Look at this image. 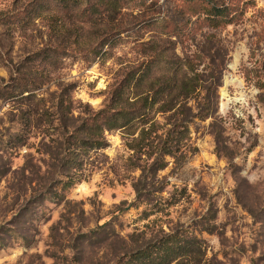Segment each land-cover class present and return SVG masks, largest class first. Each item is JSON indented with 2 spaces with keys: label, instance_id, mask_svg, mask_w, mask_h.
<instances>
[{
  "label": "rangeland",
  "instance_id": "374dc122",
  "mask_svg": "<svg viewBox=\"0 0 264 264\" xmlns=\"http://www.w3.org/2000/svg\"><path fill=\"white\" fill-rule=\"evenodd\" d=\"M14 1L0 0V16L16 10ZM219 3L229 7L231 23L214 28L201 0H132L113 20L100 21L118 44L111 59L93 64L75 43L77 23H53V10L35 19L23 14L16 26L0 24V88L18 82L35 89L0 100V264H115L179 230L205 241L201 264H264V0ZM24 4L22 13L30 4L35 12V0ZM157 40L177 57H190L209 90L212 117L194 119L181 157H165L167 167L146 178L132 167L138 132H106L108 148L85 158L88 179L43 200L39 180L56 178L50 152L60 132L49 120L57 118L58 102L72 103L80 125L108 103ZM57 50L65 54L58 63L37 58ZM197 101L189 102L194 115ZM155 111L153 120L166 130ZM27 120V144L12 149L13 138L28 131ZM24 168L32 180L27 191ZM137 184L150 202L139 203ZM145 211L152 215L145 218Z\"/></svg>",
  "mask_w": 264,
  "mask_h": 264
},
{
  "label": "trees",
  "instance_id": "16d2710c",
  "mask_svg": "<svg viewBox=\"0 0 264 264\" xmlns=\"http://www.w3.org/2000/svg\"><path fill=\"white\" fill-rule=\"evenodd\" d=\"M131 1L35 0V12L28 11L30 4L26 12L22 13L21 6H26L24 0H15L13 6L16 10L0 16V24L16 26L21 23L23 14L33 13L36 15L33 17L35 19L41 12L50 13L49 11L53 10L56 13V16L50 18L53 23L60 24L62 18L73 20V24L77 23L75 43L89 57L91 64L97 61L106 62L112 58L118 40L116 36L109 35V31L105 30L100 21L104 17L113 20ZM201 1L203 16L211 26L220 28L231 23L228 16L229 7L220 4V0ZM159 24L161 23L152 26ZM87 28L94 31L92 37L86 36L84 40L81 33L86 32ZM168 28V24L165 23L163 29ZM147 46L150 54H147L146 60L128 71L110 93L108 103L101 110L89 113L80 125H75L77 120L72 116L74 111L72 103L67 104L65 100L58 102L56 105L58 116L49 120L52 125L54 120L57 121L56 130L60 132L59 139L52 140L55 149L50 152V156L56 161L54 164L56 178L50 182H44L42 178L39 180L40 196L42 195L43 200L52 196L58 197L60 193L88 179L85 158L91 151L108 148L106 132L124 131L132 135L138 132V138L130 146L135 157L132 167L133 170H141L142 178H146L167 167L165 157L173 159L181 157L190 134L189 125L194 119L206 121L212 117L214 110L213 102L207 97L210 94L209 90L201 84L200 74L196 72L190 57H177L161 40L152 41ZM64 55V52L57 50L43 56L37 55V58L42 62L58 63ZM33 91L34 86L15 82L0 88V100L14 101L20 97L24 98L25 94ZM193 99L199 100L198 113L195 115L191 113L189 106ZM154 111L165 117L167 121L165 126H168L166 130L153 120ZM30 123V120L26 121L28 131L25 134L13 138L12 149L19 150L27 144ZM26 171L25 168L22 171L21 182L24 191L32 184ZM134 187L139 196V203L151 201L150 195H141L138 184ZM182 197L181 195L174 197L170 205L178 204ZM156 207L158 206H151V209ZM151 215L152 213L146 211L144 213L145 218ZM204 248L205 241L199 236L186 230H179L153 239L140 248L124 254L115 264H201L205 256Z\"/></svg>",
  "mask_w": 264,
  "mask_h": 264
}]
</instances>
